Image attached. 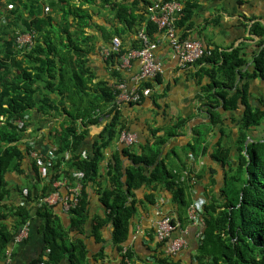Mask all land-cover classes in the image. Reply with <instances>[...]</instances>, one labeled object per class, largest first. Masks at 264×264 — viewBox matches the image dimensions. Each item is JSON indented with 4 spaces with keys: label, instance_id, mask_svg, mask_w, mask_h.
Segmentation results:
<instances>
[{
    "label": "trees",
    "instance_id": "16d2710c",
    "mask_svg": "<svg viewBox=\"0 0 264 264\" xmlns=\"http://www.w3.org/2000/svg\"><path fill=\"white\" fill-rule=\"evenodd\" d=\"M139 2L141 6L135 11ZM149 2L100 0L102 6H107L112 15L122 21L121 28L109 32L105 40L111 42L115 36L136 34L142 26L152 39L157 38V27L147 16ZM40 5V0H0V264L5 262L10 246L27 240L16 244L13 241L20 227L32 220L30 207L9 201L10 174L19 178L14 188L24 202L36 205V215L42 220L40 231L44 236L46 259L39 257L33 264H59L63 259L69 264H87L83 237L75 235H84L88 228L89 233L99 239L103 228L111 225L112 243L122 252L136 213V201L130 198L140 186L148 187L145 198L151 204H155L159 190H166L175 212L174 216L169 213L171 223L188 221L186 210L192 201L190 180L194 176L174 148L162 151L168 139L185 132L188 118H178L163 128L151 129V141L124 145L110 153L104 165L108 186L99 191L103 211L101 215H90L86 188L98 175L106 148L124 130L117 110L119 106L114 101V86L123 78L119 56L128 49L120 45L119 51L111 50L104 59L112 81H93L96 75L86 65V51L73 39L78 34L69 32L72 26L74 31L83 33L90 25L91 14L68 0H48L43 15H39ZM50 6L60 8L63 24L54 25ZM188 18L189 11L184 8L176 21L181 39H190L184 28ZM186 25L191 27V24ZM28 30L36 33L33 47L18 48V33ZM61 32L66 35L61 36ZM249 33L257 38L252 70L244 69L246 59L241 46L229 50L212 48L211 54L193 63L198 66L194 77L200 90L199 108L208 115V127L224 123L220 109L234 112L243 108L234 140L236 163L229 165L220 194H207L202 236L195 253L198 264H264V97L256 98L259 105L249 100L253 96L251 80H264V25L253 21ZM133 42V49L140 46L136 38ZM161 82V74H158L143 81L141 86L152 90ZM156 92L150 91L149 96ZM159 96L161 94L154 97ZM144 97L142 95L140 101ZM33 110L50 119H60L53 144L38 147L36 141L29 138L27 128ZM95 115H108L110 121L92 142L90 153L82 157L76 150L87 135V124L98 121ZM251 129L252 138L248 139ZM161 130L163 133L159 134ZM196 131L195 143H189L187 148L194 154L207 134V130L198 128ZM35 150L45 156L53 153L44 176L39 174L37 160L31 156V151ZM229 152L218 144L211 156L224 165ZM124 158L129 160L126 165ZM184 171L186 178L179 180ZM76 173H80L81 178L74 177ZM60 176L68 179L70 186L77 181L81 183L77 207L64 211L68 220L66 227L52 206L42 200L56 189L51 188L52 183ZM126 253L129 258L132 256L128 248ZM169 258L156 256L152 264H169Z\"/></svg>",
    "mask_w": 264,
    "mask_h": 264
},
{
    "label": "crops",
    "instance_id": "0c3cea01",
    "mask_svg": "<svg viewBox=\"0 0 264 264\" xmlns=\"http://www.w3.org/2000/svg\"><path fill=\"white\" fill-rule=\"evenodd\" d=\"M68 1L70 4L81 5L82 8L91 14L90 25L84 28L83 33L79 30L74 31L72 26H70L69 32L78 34L73 39H77L75 41L79 45L81 44V47L86 51V65L96 75L93 81L98 79H110L112 81L110 70L106 69L104 65L105 58L102 52L105 48L111 47V42H107L105 37L109 32L120 29L122 21L115 18L107 6H102L100 0H93L90 3L83 0ZM114 1L119 2L121 0ZM178 1L183 5V12L184 8L189 11V18L184 25L188 38L199 40L203 45L219 50H229L232 47L241 46L246 59L244 69L252 70L253 55L257 52V38L250 35L249 26L253 21H259L264 25V0ZM47 3L48 0H40L39 15H43L44 6ZM140 6L141 3L139 2L135 6V11ZM50 8V13L54 18V25L58 26L57 23L63 24L60 8L52 6ZM68 21L70 23L73 21L71 16ZM186 24H191V27H187ZM59 34L61 36L66 35L64 32ZM157 37L159 38V43L155 55L162 62V82L161 84H156L151 90V92L157 91L153 95L145 96L143 100L133 104H121L117 109L119 119L124 125L125 131L136 134L137 141L135 145H137L138 143L144 144L152 140L151 129L155 127L163 128L165 125L175 122L178 118H188L185 132L168 139L162 151L166 152L174 148L180 154L185 161L187 169L194 176L193 187L190 192L192 200L197 197H204L206 200L208 193L220 194L226 173L229 171V165L233 166L236 163L234 140L243 108H239L234 112H226L220 109L224 123L221 126L208 127V115L202 108H199L200 90L194 77V72L198 69V66L195 67L190 64L180 68L165 39L159 35ZM85 38L87 39L84 40ZM114 38H117L119 45L128 49L127 51L133 50V39L136 38L134 33L128 37L122 36V40L117 36ZM138 68L139 62L137 59H131L129 64L125 66L119 65L123 77L122 80L131 84L129 80L135 75ZM205 81H209V79L205 78ZM250 91L253 93V96L249 99L250 103L252 104L253 101L256 105H259L256 98L260 95L264 97V80L259 78L251 80ZM157 94H161V96L155 98L154 96ZM95 116L99 117V115ZM109 121L110 116L105 115L104 117H99L96 123L87 124V135L76 150L80 156L85 157L87 153H90L92 142ZM59 123V118L50 119L33 110L27 134L30 135L29 138L36 141L35 144L38 147L41 144L51 145L56 141L55 137L59 130ZM198 128L202 131L207 130V134L204 136L203 142L200 143V148L194 154L187 148L189 143H195L198 136L196 131ZM158 133L162 134L163 130ZM251 138L252 129L248 132V139ZM218 144L228 148L230 151L226 158L227 163L224 165L211 156ZM124 145L126 144L120 141L119 136L111 142L106 148L105 159L100 163L98 175L86 188L87 207L90 215H101L103 211V206L99 201V191L108 186V181L104 174V165L110 153ZM184 148H186V151H184ZM123 162L126 165L129 160L124 158ZM8 179L10 180L9 187L11 188L9 201L20 204L25 203L30 207L32 220L29 223L28 238H25L27 240L24 239V242L13 245V247L10 246V259L9 261L5 260L3 264H33L34 260L39 257L46 259L44 236L42 231H40L42 220L36 215V205L24 202L14 188L15 183L19 182V178L10 174ZM67 183L70 186L68 180ZM58 188L60 193L64 194L66 188L63 185ZM148 192V187L140 186L134 189L133 198H130V200L135 199L136 201V213L131 219L129 235L125 241V246L132 252L130 257L131 264H152L155 262L156 256L159 255L170 257L169 264H198L195 253L202 233L200 237L197 236V226L190 224L188 221L185 223L176 221V227L170 238L182 237L184 245L175 254H168L165 251V244L158 241L154 236V224L157 218L155 213L156 205L160 204L165 211L173 216L175 215L170 200V193L163 189L159 190L155 195V204H151L145 198ZM51 206L54 213L60 218L62 225L66 227L68 220L61 205L56 203ZM75 236L83 237L87 249V264H125L122 252L117 245L112 243L111 225L103 228L99 239H95L89 233L88 228L84 235L76 234ZM59 264H69V262L63 259Z\"/></svg>",
    "mask_w": 264,
    "mask_h": 264
},
{
    "label": "built area",
    "instance_id": "2783aa9c",
    "mask_svg": "<svg viewBox=\"0 0 264 264\" xmlns=\"http://www.w3.org/2000/svg\"><path fill=\"white\" fill-rule=\"evenodd\" d=\"M11 8V6H9ZM183 14V5L178 0H150L147 5V16L153 24L156 25V33L161 38L165 39L168 46L171 49L173 57L176 59L177 65L180 68H184L190 64L195 63L198 59L204 55L211 54L212 48L203 45L196 39H181L177 34L176 21L180 19ZM36 33L33 30H28L23 33H18L16 37V44L18 48L27 46L30 48L34 44ZM136 39L139 42V47L133 50H129L119 56V65L125 66L129 64L131 59H137L139 62L138 71L133 75L128 84L125 81H120L114 86L115 103L120 106L124 103H136L139 102L141 96H148L151 89L149 87L141 86L142 82L149 78H154L156 75L162 72V62L156 58L155 51L159 43V38L152 39L144 26L139 27L135 34ZM119 40L113 38L111 40V47L105 48L102 52L104 58H106L109 52L119 51ZM98 112V109L95 110ZM119 139L126 145L134 144L137 141L136 134L133 132L122 130L119 135ZM31 156L37 160L38 171L41 176L46 173V166L53 158V153L45 156L39 152L31 151ZM43 159L47 161L43 162ZM186 171H184L179 180L186 178ZM74 177L81 178V174L76 173ZM67 180L64 176L52 183L54 189L42 200L49 205L59 203L63 211H70L77 207L81 192L80 181L75 182L74 185L68 186ZM194 177H191L190 183L193 184ZM63 185L66 189L64 194H61L59 188ZM206 200L204 197L194 198L187 207L186 214L188 222L194 226H197V236H201L202 228L204 226L203 213ZM155 213L157 215L154 224V236L158 241L165 244V251L168 254H175L184 245V239L182 237L170 238L171 233L176 227V224L171 223V216L169 212L159 204L156 205ZM29 221H26L18 230L13 241L14 244L23 241L29 234ZM126 247L122 248V258L125 264H131L130 258L126 253ZM11 256V249L6 250V260L9 261Z\"/></svg>",
    "mask_w": 264,
    "mask_h": 264
},
{
    "label": "clouds",
    "instance_id": "9594fccd",
    "mask_svg": "<svg viewBox=\"0 0 264 264\" xmlns=\"http://www.w3.org/2000/svg\"><path fill=\"white\" fill-rule=\"evenodd\" d=\"M34 45V44H33ZM33 47V46H32Z\"/></svg>",
    "mask_w": 264,
    "mask_h": 264
},
{
    "label": "rangeland",
    "instance_id": "374dc122",
    "mask_svg": "<svg viewBox=\"0 0 264 264\" xmlns=\"http://www.w3.org/2000/svg\"><path fill=\"white\" fill-rule=\"evenodd\" d=\"M262 133H263V131H262Z\"/></svg>",
    "mask_w": 264,
    "mask_h": 264
}]
</instances>
